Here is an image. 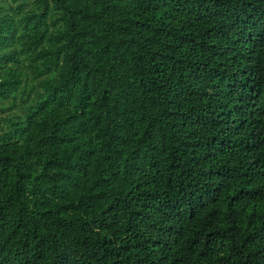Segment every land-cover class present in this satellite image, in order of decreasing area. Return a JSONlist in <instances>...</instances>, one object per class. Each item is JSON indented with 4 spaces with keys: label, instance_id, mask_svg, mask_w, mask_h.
<instances>
[{
    "label": "trees",
    "instance_id": "1",
    "mask_svg": "<svg viewBox=\"0 0 264 264\" xmlns=\"http://www.w3.org/2000/svg\"><path fill=\"white\" fill-rule=\"evenodd\" d=\"M0 264H264V0H0Z\"/></svg>",
    "mask_w": 264,
    "mask_h": 264
}]
</instances>
